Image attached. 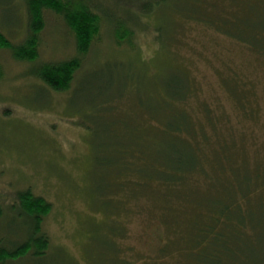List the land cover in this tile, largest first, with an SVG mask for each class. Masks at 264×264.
<instances>
[{
    "label": "rangeland",
    "instance_id": "1",
    "mask_svg": "<svg viewBox=\"0 0 264 264\" xmlns=\"http://www.w3.org/2000/svg\"><path fill=\"white\" fill-rule=\"evenodd\" d=\"M117 1L99 3L114 16L127 15L126 5ZM173 2L155 7L135 25L134 47L117 45L113 28L106 24L103 38L85 54L67 91L50 88L38 75L46 62L78 53L57 14H46L37 59H20L11 48L0 49V245L14 247L35 230L32 216L13 206L19 204L21 191L30 189L53 204L43 222L50 238L44 258L30 252L12 264H164L155 255L170 236L165 223L170 226L174 220L164 223L160 211L152 214L143 203L137 213L130 210L127 186L102 192L110 177L97 163L95 137L83 119L88 104L98 101L92 84L110 93L119 91L117 114L127 119L137 99H157L167 89L179 95L186 84L188 93L180 107L200 115L203 103H210L212 114L202 113L205 121L210 119L209 133L242 138L250 162H264V53L208 32L172 9ZM26 24L24 0H0V28L14 42L25 38ZM170 78L174 82L167 88L165 80ZM240 97L254 111L252 116H246ZM172 102L180 108L179 100ZM174 110L166 108L167 113ZM171 214L166 209L162 217ZM183 223L177 220L175 225Z\"/></svg>",
    "mask_w": 264,
    "mask_h": 264
},
{
    "label": "trees",
    "instance_id": "2",
    "mask_svg": "<svg viewBox=\"0 0 264 264\" xmlns=\"http://www.w3.org/2000/svg\"><path fill=\"white\" fill-rule=\"evenodd\" d=\"M117 2L126 5L127 15L108 13L99 0H24L28 19L25 38L14 42L0 28V49L11 48L20 59H37L46 14H57L74 37L78 53L46 62L38 75L50 88L67 91L85 54L103 38L106 24L113 28L111 38L117 45L134 47L135 25L168 0ZM170 6L210 33L264 53V0H174ZM3 68L0 62V78ZM165 82L171 88L174 79ZM79 89L74 94H79ZM90 89L98 101L88 104L83 122L95 137L97 163L110 177L102 192L127 186L131 188L127 195L130 210L137 213L143 203L152 214L160 211L164 223L174 220L173 225L165 223L170 236L155 256L160 255L164 264H264V162L251 163L242 138L209 133L210 119L205 121L202 116L212 114L210 103H203L200 115L185 111L180 107L188 93L183 84L179 95L167 89L175 97L166 93L157 99L141 97L136 104L132 102L133 116L127 119L117 114L119 91H103L96 83ZM83 93H87L85 87ZM176 99L180 108L172 102ZM241 106L246 116L254 114L242 98ZM167 107L175 110L167 113ZM114 173L121 175L112 177ZM19 198V204L13 206H21L32 216L35 230L14 247L0 245V264H12L30 252L44 258L50 246L43 222L53 204L30 189L21 191ZM166 209L172 211L171 218L162 217ZM1 213L0 204V218ZM177 220L184 221L182 226L175 225Z\"/></svg>",
    "mask_w": 264,
    "mask_h": 264
}]
</instances>
